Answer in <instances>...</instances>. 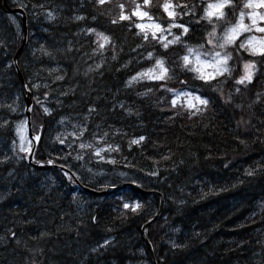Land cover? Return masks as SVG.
<instances>
[{
  "label": "trees",
  "instance_id": "1",
  "mask_svg": "<svg viewBox=\"0 0 264 264\" xmlns=\"http://www.w3.org/2000/svg\"><path fill=\"white\" fill-rule=\"evenodd\" d=\"M198 1L199 0H172L176 5L186 4L188 7L185 9H190V12L188 13L190 30L185 38L192 43L207 41L208 33L212 31V25H210L208 21L202 20L200 23H197V20L200 19L199 14L202 4H199ZM162 2L163 0H152L151 11L153 12L154 17L159 21L166 23L168 21L167 16L163 15L158 8V5ZM120 3H124L127 6L126 10L129 12L134 7V0H111L110 3L103 6L97 5L95 0H88L89 7L84 10L87 14L85 21L88 22L87 20H91L92 25L73 19L69 20V23L56 20L46 26L48 29H51L54 34L63 36V34L69 32L74 25L82 26V24H87L88 27L103 31L106 35H109L112 38V42L101 52L97 48V44L94 42L96 40L94 35L88 36L85 32L81 34L82 39H85L84 42L93 43L99 53H96V55L91 57L90 60L85 61V64L89 65L94 59L97 60V58H100L102 61L101 68H91L92 70L89 71V75L92 74L94 77L102 73L97 77L99 85L103 84L106 88H110L112 94H115L118 98H130L132 100L130 102L131 106L126 108L127 112L122 115V118L120 117L121 115H118L113 109L107 108L108 103L107 105L105 104L106 96L103 97L104 99L101 100V103L93 102V96L96 93V90L93 89V96L92 93L87 95L86 93L82 92L83 94H81L77 90H74L73 94L69 96L70 99L64 98L65 103H69L71 106L69 105L67 108L63 104V107L74 114H83L87 108L94 109V111H89V113H87V129L91 128L97 130L102 127L104 129L103 131H106V127L114 122L118 121L125 124L126 132L121 134L120 138H116L117 141L114 140L116 144L120 146V151L116 152V165L131 172L135 176V180L142 179L144 183L143 185L153 187L161 192L164 198V205L159 217L160 221L163 222L167 228L164 238L179 239L182 237L183 232L185 233V229L181 227V225L175 224L174 218L176 214H170L167 212V208L171 203L172 188L175 187L171 184L172 181L176 179L179 180L176 182L179 189L175 194V202L177 203L176 206L179 211H183V209L187 210V207L194 206L204 208V203L208 202L212 196H217L221 192H224L225 189H229L228 185L238 187L254 181L256 173H253L252 175L234 174L215 177L211 172L203 170L201 164L205 157L208 156L217 158L219 154L222 153L230 155L227 151L235 149V144L232 140L236 126H239L246 131H252L254 127L249 123V119L257 120L259 118L261 119V123H264V62H261L259 56L253 57L249 52L241 50L240 56L235 57L231 61L232 68L235 69V72L233 73L234 78H220L221 83L219 85H214L220 90L215 92L212 91L211 88L200 87L202 82L199 80L189 79V86L185 87L180 81L185 80L186 76L191 78L193 74L191 72L184 73L180 67H175L174 76H172L167 82L168 87H174L176 89L191 88L197 90L200 94H203L205 98L211 97L212 100L207 108L203 107L199 113L191 116L189 115V111L182 106H177L175 109H172L170 104L171 93L164 91L160 87L159 82L142 80L139 83L134 82L133 85L127 89H119L121 87L118 86L125 76H127L132 70H135L138 66L147 64L145 57L147 56L146 53L148 51L154 50L161 53L164 52V49L155 42V40H152L151 36H149L148 41H144L142 34L137 35L138 31L134 27V17L131 22L124 21L115 25L111 23V20L119 14L120 10L117 5ZM240 5L241 0H236L237 8ZM178 9L185 10L181 8ZM228 11L230 12L231 9H228ZM93 17H95V19H93ZM10 23V19H8L5 13L0 10V36L2 38L6 35V28L11 30L14 28ZM3 26L4 29L2 28ZM46 32L44 35H47ZM6 37V39H8V36ZM60 43L63 48L67 47V51L70 55L69 60H75L78 56L82 59L84 57L83 55L86 54L85 51H83V44L85 43L78 44L72 40H67L64 37ZM138 45L142 46L138 47ZM153 45H155V48ZM171 47L173 49L178 48V46ZM135 54H138V56L134 57ZM113 55H115V59H113ZM10 56L11 54L5 57L0 56V60L2 61V59H4L7 62L8 57ZM138 59L141 61L135 64ZM166 59L169 61L170 68L173 67V62L177 65L180 63L179 57L175 55L174 52H169ZM245 61H256V68L253 69V81L251 84H247V86L235 85V78L244 74L243 64ZM2 63L3 62H0V66H2ZM19 64L20 67H22V59L19 60ZM58 67L60 76H64L66 79L71 76L73 72L71 65L68 64L67 66H64V71L60 70V67L62 68V66ZM8 69L11 70L10 67H7L4 68L3 71ZM51 75H53V72ZM170 75L172 74L170 73ZM13 81L14 83L16 82L15 79ZM236 87H239L241 91L236 92ZM88 88L91 87L88 86ZM149 88H151L152 91H148ZM232 97H237L235 100L238 99L239 102H235ZM123 107L125 108V106ZM123 107H120V109L117 108L116 110L121 111ZM40 112H42L40 107L36 103H33L31 109V122L35 131L42 130L50 117L47 116L44 118ZM130 119H133L134 123L130 122ZM41 125H43L42 128L40 127ZM260 126L262 129L259 133L264 130V125ZM153 130H155V136L153 135ZM144 134L149 138V143L142 141L138 145L130 144L132 139H138L140 136H145ZM0 137H2V135H0ZM35 156L36 158L41 156V159L43 160L49 158V156H45L42 144L37 148ZM164 157L169 158L164 159ZM52 159L65 162L60 158L59 154L54 155ZM243 161L244 160H242V163ZM6 164L18 171H30L31 173L43 172L45 173L44 177L48 178L50 183L52 181L57 182L58 189L62 186V183H64L65 191L62 192V194L66 195L68 198H70L71 195V199L75 198L72 192L73 188L68 184V178L56 168H31L26 165L23 160L6 161ZM153 171L156 172L157 175L153 176L148 174ZM165 176L166 179H164ZM225 176H231L232 179H230L228 183H226V181L222 182L221 179ZM163 180L165 181L163 182ZM43 184L47 186L45 181H43ZM215 186L218 188L215 189ZM221 187L223 188L221 189ZM46 190L48 191V189ZM121 193L124 194V200L131 199L134 201V198H138L141 204L145 206V200L149 199L151 200V203L147 205L153 204L156 209L158 207L159 199L155 194L146 196L140 195L135 189H125L118 194ZM113 196L114 195H109L108 197H105V199L110 200L115 204V208L112 207L111 204H106L107 207L113 210L111 214H109V211H105L106 216L100 218L95 213H92L88 220L89 224H91L88 228L94 229L96 232L101 230L102 235L115 236L114 245L106 247L101 253V258L106 256V260L110 261L116 259V257H111L109 259V256L112 254V251L117 250L115 246L119 244V241L121 243L124 242L123 236L128 234L127 229L135 225V230H138L148 217V215L142 218L140 217V213L142 212L147 214L144 212V209H140L136 213H133L130 210H125L123 208V201H119L117 196V198ZM64 201L66 203L67 200L64 199ZM239 202V200L235 201L230 208H234L235 203ZM28 204H26L27 206L23 205V202L19 197L12 200L10 208L11 211L17 212L18 214L25 213L28 215L31 213L34 202ZM43 205L42 209L44 210ZM23 208L26 209V212ZM89 209L90 207L87 209L88 212ZM83 211L85 212L86 209ZM58 214L59 213L55 215V219L57 224H61L60 220L64 218V211H60L61 216ZM15 218L16 217H14V219H8L7 217H3V220L0 221V229L3 226V231H5L4 235L0 234L3 238V240L0 241V245L2 244L6 248H13V246L7 245L9 244L8 242L14 238H19L18 246L20 245L21 249L24 245L29 249V246H32V244L35 245L37 249L45 247L43 244L39 246L34 244V242H30L28 236L34 230H30L24 234L23 224L26 221ZM202 220L201 217L196 216V219L193 221V225L190 228L191 233L192 229H199L201 232L206 231L204 227L208 221L199 224ZM6 221L7 223L2 225V222ZM75 222L70 226L69 231L71 232V228H73L78 235L77 238L84 241L85 234H87L86 232L88 228L86 227L88 224L84 227V225ZM152 224L148 227V238L151 242L155 259L157 260L156 263L161 264L160 256L165 253V250L174 253L175 256L181 255L180 253L183 249L180 248L179 245L175 248H164L163 245H160L159 241L161 239L154 237ZM198 224L199 227L196 228ZM222 225L230 226L229 223ZM262 225L263 226H260L259 222H248V219H244L234 221L232 228L236 231L256 226L264 229V223H262ZM211 226L212 229H216L220 227V224H217L215 228L213 225ZM139 243L145 248L142 240H138V244ZM144 253L146 254L143 257L148 259V264H152L146 248ZM117 254H119L118 250ZM207 256L213 257L215 255L208 253ZM218 256L219 257L215 256V259L200 260L202 262L194 261L195 263L192 264H223L224 262L231 260L233 257L224 252ZM69 258H71V256L68 255V260ZM72 258H78L76 261H80L81 256L73 255ZM233 264H264V249L261 250V255L258 256V260L238 258V261L235 260Z\"/></svg>",
  "mask_w": 264,
  "mask_h": 264
},
{
  "label": "bare ground",
  "instance_id": "2",
  "mask_svg": "<svg viewBox=\"0 0 264 264\" xmlns=\"http://www.w3.org/2000/svg\"><path fill=\"white\" fill-rule=\"evenodd\" d=\"M22 1L24 4L19 5L13 0H0V10L5 13L8 19H10V24L14 27L12 30L7 28L8 33H11V39H6L7 35H4V38L0 36V56L5 57L11 54V56L8 57L7 62L4 59H2V61L0 60V62H3L1 64L2 66H0V96L1 94L9 93L10 89L14 86H18L23 104H26L27 102V95L30 96L31 104H33L35 95L47 91V89L45 90L44 88L52 90V96L56 93L60 94L58 101H60V99L69 98L74 90H77L81 94L86 93L88 95L92 93L93 89H95L96 93L94 96L92 93V101L95 103H101V100L104 99L103 97L106 96L105 104L107 105L108 103L107 108L113 109L123 118L122 115L127 112L126 108L131 106L130 102L132 100L128 97L125 99L118 98L115 94H112L110 88H106L103 84L99 85L97 77L102 73L94 77L92 74L89 75V71L85 72L86 69L83 66L82 59L78 56L75 60H69L70 55L67 51V47L63 48L60 43L63 37L78 44L85 43V39H82L81 34L84 32V29L88 28L87 24H82V26L74 25L70 31L64 33L63 36L54 34L51 29H48L46 25H49L50 23L45 24L46 28H35L32 30L31 14H34L35 16L46 9H54L58 11L55 21L59 20L69 23V20H77L75 19L77 16H83L86 18L87 14L84 10L89 7L88 0ZM21 16H25V23ZM13 20L19 22L21 26L20 31ZM79 21L92 25L91 20H87L88 22H86L85 19ZM2 28L4 29V26ZM32 31L36 32L31 34ZM45 32L47 35H44ZM42 47L49 52L51 56L44 55L41 51ZM94 49H96V53L99 54L93 43L83 44V51L86 53L83 56L87 61L95 56L96 53L93 54ZM32 51L34 53H32ZM13 58H15L18 69L13 65ZM21 59L22 67H20L19 64V60ZM68 64L71 65L73 70L71 76L68 79L64 78L63 80H56L55 77L59 75L58 66H62V68L60 67V70L64 71V66H67ZM7 67H10L11 70L8 69L3 71L4 68ZM50 69H56L51 76L49 74ZM14 79L16 80L15 83L13 81ZM37 81L41 83L42 86L39 84V87L33 88V83ZM45 85H47V87H45ZM88 86L91 88H88ZM236 98L237 97H232L233 100ZM235 102H239V100L237 99ZM63 104L67 108L69 107L65 101L64 103H61V106L58 102L51 115H45L42 108H40L42 111L40 114L44 118L50 116L42 130L35 131L31 120L30 133L26 126V132L29 139L36 134L41 136V139L36 141L31 162H27L26 158L28 153L26 152L22 153L24 158L20 159L31 168L41 169V167L45 163H48L49 160H52L53 163L56 161L55 159H52V157L56 155V153H52V151L44 152L45 156H49V158L45 160L41 159V156L36 158L35 153L36 148L41 146L42 143L47 142L46 140L49 136L53 135L52 137H54L55 135H58L54 129L55 118L63 115L70 117V114H74L64 108ZM123 106H125V108ZM120 107H123L121 110L122 112L116 110L117 108L120 109ZM0 108L2 109L1 103ZM89 109L90 108H87L85 109V113L79 114L85 115V128ZM3 110L5 111V109ZM4 114H6V116L2 118L0 117V125H4L3 127H0V135H2L0 138H11V136H13V125L12 123H8L10 122L9 120L6 121V117L8 116L10 118L13 114L10 112H5ZM76 115L78 114L76 113ZM130 122L134 123L133 119H130ZM249 123L254 127L252 131L243 130L239 126L235 127V134L233 135L232 140L235 144V149L227 151L230 155L222 153L219 154L217 158L212 156L205 157L202 161L201 167L206 172H211L215 177L234 174L247 175L248 172L256 173L254 181L238 187L228 185L229 189H225V191L221 193L219 192V195L212 196L208 202L204 203V208L194 206L187 207V210L183 209V211L177 209V203L175 202V194L179 189L176 182L179 180L176 179L172 181L171 184L175 187L172 188L171 203L167 208V212L170 214H176L174 218L175 224L181 225V227L185 229V233L183 232L182 237L179 239L164 238L167 228L163 222L160 221L159 216L161 212H159L153 204L147 205L151 203V200L146 199L144 203L145 206H143L142 209H144V212L147 214L142 212L140 213V217L142 218L147 215L148 217L138 230H135V225L127 229L128 234L123 236L124 242L121 243L119 241V244L115 246L119 251V254H117V250H115L112 251V254L109 256V259L111 257H116L113 261L106 260V256L101 258V248L103 247H99V243H104L107 237V235L101 234V230L96 232L94 229L88 228L84 241L77 238L78 235L73 228H71V232L69 231L70 226L76 221V217L75 214L69 210V207H66L67 204L64 203V199L60 196L62 192L60 193L58 188H55L56 186H52L57 185V182H51V186L47 185L45 188L44 186L40 188V183L44 178L45 173H32V176L35 178L27 180L25 176V172L28 173L27 171H18L8 166L6 163L0 162V176L3 175V173L10 172V176L13 177L9 176L0 179V216L7 217L8 219H14V217L23 219L26 221L23 224V233L25 234L30 230H34L29 234L28 240L39 246L41 244L45 245V247H40L39 249L33 244L32 246H29V249L25 245L22 249L20 248V245L16 248L8 247V249L1 244L0 264H148V259L143 257L146 254L144 253L145 248L151 258L150 260L152 261V264H157L152 245L148 244V227L152 223L154 237L161 239L159 241L160 245H163L164 248H175L179 245V247L183 249L179 256H175L174 253L165 250V253L160 256L161 264H192L195 263L194 261L202 262L200 260L215 259L214 257H219L218 255L222 252L233 256L231 260L226 261L223 264H233L235 260L238 261V258L258 260V256L261 255V250L264 249V229L256 226L236 231L232 228L234 221L237 220L248 219V222H259L260 226H263L262 223H264V130L259 133L262 129L260 125H264V123H261V119L259 118L257 120L249 119ZM88 130L92 129L88 128L87 132ZM97 130L102 134L108 133L106 137H111L116 141V138H120L121 134L126 132L125 124L118 121L109 124L106 127V131H103L104 129L102 127ZM153 135L155 136V130H153ZM144 137V141L149 143V138L146 135ZM42 146L45 147V144H42ZM113 158H117L116 153ZM242 160H244L243 163ZM114 167L123 172H127L129 177L136 179L135 176L125 168L116 164ZM111 179L112 182H110V185L97 186L116 188V194L118 197L116 198L119 201L122 200L123 203L128 202L129 200H124V194L118 193L125 189H135L137 193L145 196L154 189L153 187L143 185L144 183L142 179L136 180L135 186L123 183V181L116 176ZM164 179H166V176ZM230 179H232L231 176H225L221 181H226V183H228ZM164 181L165 180H163V182ZM84 182L87 184L86 181ZM217 188L218 187L215 186V189ZM222 188L223 187H221V189ZM46 189H48V191ZM78 193L81 194L82 191L79 190L78 192H73L74 196H78ZM82 194L86 195L85 193ZM19 197L23 202V205L34 202L30 214H18L17 212L11 211L10 203L12 200ZM237 200L240 202L235 203L234 208H230V206H232ZM94 201L95 202H91V209L85 218L79 220L77 224L86 227V224L89 222V216L92 213H95L98 217L102 218L106 216L105 211H109V214L113 211L111 208L107 207L106 204H111L112 207L115 206L114 202L107 199H94ZM134 201L141 203L138 198H134ZM42 205L44 206V210L42 209ZM23 209L26 212V209ZM60 211H64V218L60 220L61 224H57L55 215L59 213L58 215L61 216ZM196 216L203 219L199 224L208 221L204 227L206 229L205 232H201L199 229H192L191 233L190 228L193 225ZM7 221L2 222V225H5ZM228 223L230 226L222 225ZM199 224L196 228L199 227ZM217 224H220V227L212 229L211 225L215 228ZM138 240H142L145 248L141 243L138 244ZM95 246L99 247L97 248L98 250H95ZM208 253H212L215 256L208 257ZM68 255L71 256L69 260ZM73 255L81 256L80 261H76L78 258H72Z\"/></svg>",
  "mask_w": 264,
  "mask_h": 264
},
{
  "label": "snow or ice",
  "instance_id": "3",
  "mask_svg": "<svg viewBox=\"0 0 264 264\" xmlns=\"http://www.w3.org/2000/svg\"><path fill=\"white\" fill-rule=\"evenodd\" d=\"M97 5L103 6L107 3H110L111 0H95ZM119 8V14L117 17L111 20L112 24L121 23L124 21H132V18H137L138 21L134 24V27L138 30L137 35L143 36L144 41L149 40V34L151 39L158 41L161 47L164 49V52L159 51H149L145 57V61L151 66L147 68H142L135 75L131 76L128 81H126V86H132L134 82L139 83L142 80H147L151 82H159L160 87L172 94V99L170 104L172 109L177 107L178 101L181 97H186V108L189 110V115H196L201 111V107L207 108V106L212 102L211 97L205 98L203 94L196 95L193 92L184 91L183 88L176 89L174 87H168L167 82L175 74V67H180L184 73L192 72L193 76L188 78L186 76L185 80L180 81L185 87L189 86V79L199 80L202 82L200 87L211 88L212 91H219L220 89L214 85H219L221 83L220 78L232 79L235 69L230 66V62L235 58L240 56L241 50L249 52L253 57L259 56L261 62H264V13L255 11V9H264V0H247L244 3V9H252L253 11L245 12L244 10L239 11L238 17L236 16L237 6L233 3V0H214V2H209L206 5H201L203 8V15L200 16V19L197 20V23H200L202 20H207L210 25H212V31L208 33V39L206 43H199L196 47H190L187 44H184L185 51L181 55L179 49H173L171 46L183 44L182 37L189 32V27L186 26L183 22H177V16L179 13L176 12V8L185 9L188 6L186 4H173L172 0H163L162 3L158 5L159 10H161L163 15L168 17V26L164 27L163 22H158L152 9V0H134V7L131 11H127V6L124 3L117 5ZM195 7V5H194ZM226 9H231L230 12H226ZM49 18H52V13H48ZM251 21V24H246L245 19ZM75 19L83 20V16H77ZM95 19V17H93ZM147 21L145 23L144 21ZM234 21V22H233ZM173 29L182 30L180 34L174 33ZM88 36H95L96 40L94 41L97 44V48L102 52L105 47L112 42V38L109 35H106L103 31H98L95 28L88 27L83 30ZM165 32H168L173 36V39L169 40ZM259 33L261 35H246L247 33ZM142 45H138L141 47ZM211 46V47H207ZM155 48V45H153ZM41 51L44 55L51 56L43 47ZM169 52H174L175 55L179 56L180 63L177 65L173 62V67H169V61L166 59ZM96 53V49L93 50V54ZM113 55V59H115ZM154 61V64L152 63ZM97 68L100 65L96 66ZM256 68V61H245L243 64L244 74L240 75L238 78H235V85H245L251 84L253 81L254 71ZM89 70H92L91 68ZM56 69H50L49 74L55 72ZM170 73L172 75H170ZM56 80H63L64 77L57 75ZM39 87V85H36ZM47 87V85H45ZM148 91H152L151 88ZM236 92H240L241 89L236 87ZM231 95V94H229ZM227 102V101H226ZM37 103H40L37 99ZM11 111H16L11 105L8 106ZM43 107V105H42ZM31 111V109H28ZM90 112L94 109H89ZM43 112L45 115H51V110L47 107H43ZM7 123V122H5ZM28 121H21L17 125L16 132L20 137L21 145L20 151L31 154L32 141H39L41 136L39 134L33 135L31 139L25 140L24 129L28 125ZM60 123H64L62 118ZM4 125H0L3 127ZM41 128L43 125L40 126ZM77 126L73 125L75 129ZM86 128H80L78 134L75 132L68 133L69 136H73L75 139H81L85 132ZM108 133H104L103 137H100L97 140V144L104 140ZM95 138V134H94ZM66 139H61L60 136H57V140L61 144L66 143ZM145 140L144 136H140L138 139H132L130 144H140ZM80 149H92V154L99 158L100 161L115 165L117 161L110 156L104 155V153L119 152L120 146L108 145L107 147H97L92 143L81 142L79 144ZM169 157H164L168 159ZM76 159L82 160L83 156L77 155ZM48 163H53L52 160H49ZM128 166V165H125ZM91 171V169H89ZM149 175H157L156 172H150ZM248 175H252V172H248ZM74 175V174H73ZM121 176L126 175L125 173H120ZM123 208L125 210H130L133 213L138 212L143 208V205L137 201H132L129 199L128 202L123 203ZM95 219V218H93ZM14 235V234H13ZM108 241H105L107 244Z\"/></svg>",
  "mask_w": 264,
  "mask_h": 264
},
{
  "label": "rangeland",
  "instance_id": "4",
  "mask_svg": "<svg viewBox=\"0 0 264 264\" xmlns=\"http://www.w3.org/2000/svg\"><path fill=\"white\" fill-rule=\"evenodd\" d=\"M13 1L19 5L24 4L22 0H13ZM209 2H214V0H206L205 5ZM246 2H247V0L245 1V3ZM242 10H244L246 13L253 11L252 9H244V8ZM255 11L264 13V9H255ZM49 12L52 13V18H49V16H48ZM177 13H179V15L177 16V22L178 23L186 21L185 15L182 14V12L181 13L177 12ZM57 15H58V11H56L54 9L43 10L40 14L35 15V16H34V14H31L32 30H34L35 28H38V29L46 28L45 24L54 22ZM202 15H203V12H202ZM238 15H239V13H238ZM238 15H237V17H238ZM13 21L15 22L17 28L20 31L21 26H20L19 22L17 20H13ZM136 22H140V21H138L136 18ZM144 22L147 23L146 20ZM158 22H160V21H158ZM245 23L251 24V21L246 18ZM167 26H168V24H164L165 28H167ZM261 26H264V24H261ZM5 30H6V35L9 37L8 39H11L12 38L11 33L10 32L8 33L7 28ZM172 31L176 34H180L182 30L173 29ZM35 32L36 31H32L31 34H34ZM164 35H166L169 40L173 39V36L171 34H169L168 32H165ZM246 35H257V36H259L261 34L252 32V33H247ZM184 37H185V35L182 37V40L184 43L178 44L177 49H179L180 52H181V50H183V53H184V51H185L184 44H187L190 47H196L199 44V43H195V44L190 43L189 41L185 40ZM200 43H202V42H200ZM203 43H205V42H203ZM207 47H211V46H207ZM32 53H34V52L32 51ZM81 61L83 62V66L86 69L85 72L90 71L89 70L90 68H97L96 67L97 65H100V67L102 65V61L100 58H98V61H94L93 63H89V65L85 64V61H87L85 59V57L82 58ZM152 63L154 64V61ZM149 66H151V65H149ZM149 66H147V67H149ZM147 67H145V68H147ZM141 69H139L138 71H140ZM138 71H136L135 73H133V74L129 75L127 78H125L123 83L120 82V85L118 87H121V88H119V89H123L122 87L126 86V81H128V79L131 76L135 75ZM39 84H40V86H42L41 83H39L38 81L33 83V88H35L36 85H39ZM44 89L45 90L47 89V91L40 92L39 94L35 95L34 99L36 102H37V99H39L40 103H38V104L41 106L42 110H43V107H47L51 110V113H53L58 102L61 106V103H64L65 100L60 99V101H58L59 100L58 97L60 96V94L56 93L54 96H52V93H51L52 90H49V88H44ZM0 103L2 106V109L0 108V117L1 118L6 116V114H4L5 112L6 113L10 112L13 114V116H11L10 118L8 116L6 117V121L9 120L10 123H12V125H13V136H11V138H7V137L6 138H0V162L6 163V161L23 159L24 156H22V153H25V152L20 151L21 140H20V137L17 135V132H16L17 125H19L21 121L25 120V116H24L25 104H23V102H22L19 87L14 86L12 89H10L9 93L1 94ZM9 105L14 107L16 109V111H11L10 108L8 107ZM42 105H43V107H42ZM69 105L70 104L67 103V106H69ZM3 109H5V111ZM62 118L64 119L63 124L60 123ZM84 123H85V115L70 114V117L63 115L61 117L55 118L54 129L56 131V134H58L61 139L67 138L66 143L60 145L61 143L59 142V144L57 145V144H55V142L57 140L58 135L57 136L55 135L54 137H52L53 135L49 136L48 139L46 140L47 142L42 143V144H45V147H43L44 152L45 151L46 152L52 151V153L59 154L60 158L62 160L67 161V165H70L72 168H74V169H70L74 174H76L80 179H82V180H84L87 183H90L92 185H96V186L97 185H110V182H112L111 178L112 177L114 178V176L118 177L120 180L131 179V177H129L127 172H123L120 169L115 168L114 165H112V164L106 163L104 161H100L98 157H96L92 154V151H93L92 149H83L82 150L79 148V144L81 142L92 143L94 146H97V147H107L108 145H112L113 147H115L114 142L107 137H104V140L101 141L99 144H97V140L100 137H103L104 134H102L101 132L96 131V130H88V132L86 131L84 136L81 139H75L73 136L68 135V133H72V132H75L76 134H78L80 131V128H85ZM73 125H76L77 127L74 129ZM94 134H95V138H94ZM24 136H25V140L29 139L27 132H26V128L24 129ZM114 154H115V152L104 153V155L110 156L111 158L114 157ZM77 155L83 156V159L82 160L76 159ZM89 169H91V171H89ZM27 172L28 173L25 172V176H26L27 180H29L31 178H35L32 176V173L30 171H27ZM120 173H125L126 175L121 176ZM9 176H10V172L3 173V175L0 176V179H3L5 177H9ZM10 177H12V176H10ZM43 181H45L48 186H51L50 182L48 181V178L44 177L41 180L40 188H42L43 186H44V188L46 187V185L43 184ZM39 182H40V180H39ZM52 182H55V181H52ZM52 186H56L55 187L56 189L58 188L57 187L58 184L52 185ZM64 188H65L64 183H62V186H60L58 191H60V193L64 192L65 191ZM60 196L63 199L67 200L66 201V204H67L66 207L70 206L69 210H71L75 214V217H76L75 219H76L77 223L79 220L85 218V216L88 212L87 209L90 207L91 202H95L94 199L100 200L97 196L90 197V196L84 195L82 193L79 194L78 196H76V198H74V199H71V195H70V198H68L66 195H64L62 193L60 194ZM25 206H27V205H25ZM83 208L86 209L85 212L83 211L84 210ZM2 220H3V217L0 216V221H2ZM89 225L91 226V224H89V222H88V226L86 228H88ZM4 233H5V231H3V228H1L0 234L4 235ZM15 235H16V232H15ZM1 238H2V236H0V241L3 240V238L2 239ZM109 240H110V238L107 239V241L109 242L107 244H105V242L99 243V247L102 246L104 248V246L110 245L111 242ZM3 243L5 244L4 241H3ZM8 243H9V244H7L8 246H13L16 248L19 244V238H14L13 240H10V242H8ZM99 247L95 246V250H98L97 248H99ZM103 248H101V249H103Z\"/></svg>",
  "mask_w": 264,
  "mask_h": 264
},
{
  "label": "water",
  "instance_id": "5",
  "mask_svg": "<svg viewBox=\"0 0 264 264\" xmlns=\"http://www.w3.org/2000/svg\"><path fill=\"white\" fill-rule=\"evenodd\" d=\"M21 17H22V19H23V22L25 23V19H26L25 16H21ZM13 65L15 66L16 69H18V68H17V65H16L15 58H13ZM17 72H18V70H17ZM18 73H19V72H18ZM27 92H28V91H27ZM27 92H26V93H27ZM26 98H27V102H26V104H25V115H26V120L29 122L28 125H27V127H28V131H29V133H30V130H31V125H30V111H28V109L31 108V99H30V96H29V95H27ZM31 137H32V136H31ZM35 145H36V141L33 140V145H32V149H31V154H28V155H27V158H26L27 162H31V160H32L33 152H34V149H35ZM58 167L61 168V169H65V167H63V166H61V165H58ZM76 185H77L79 188H81L82 190L89 191V192H92V193H95V194H102V193H105V192L111 190V189H104V190H101V191H95V190H93V189H91V188H88V187H85V186L79 184L78 182H76Z\"/></svg>",
  "mask_w": 264,
  "mask_h": 264
}]
</instances>
